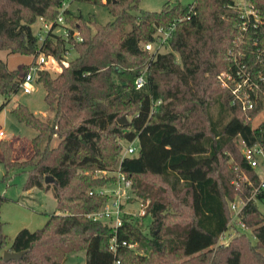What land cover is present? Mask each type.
<instances>
[{"label": "trees", "instance_id": "16d2710c", "mask_svg": "<svg viewBox=\"0 0 264 264\" xmlns=\"http://www.w3.org/2000/svg\"><path fill=\"white\" fill-rule=\"evenodd\" d=\"M79 1L105 6L113 20L101 24L94 16L61 11V0H0V50L58 62L67 50L76 52L55 78L42 69L36 74L52 118L41 119L22 104L11 110L37 135L25 161L12 160L8 143L0 142V162L6 174L27 170L24 190L52 186L57 213L42 228L21 229L12 239L0 233V253L25 251L9 262L0 254V264H62L81 250L85 264H264V215L253 201L242 209L240 222L255 241L240 231L227 244L218 243L233 226L229 202L249 194L250 187L234 181L242 173L254 181L236 141L264 148V119L254 123L264 113V0H250L260 21L250 19L245 31L233 0H168L156 12L142 10L141 0ZM59 14L68 38L53 33V24L39 42L31 25L39 17L55 23ZM172 23L170 51L144 50L157 27ZM241 67L258 87L246 112L231 105L229 90L217 79ZM142 72L146 84L136 89ZM21 79L0 58L5 103ZM123 116L130 118L120 124ZM53 135L59 141L50 147ZM120 140L136 141L138 153L121 159ZM96 171L120 173L137 197L148 200V234L142 219L131 215L115 231L87 217L109 198L95 189L116 179L93 177ZM46 176L53 182L45 184ZM257 197L264 199V193ZM5 201L0 195V206ZM128 244H140L142 253Z\"/></svg>", "mask_w": 264, "mask_h": 264}, {"label": "rangeland", "instance_id": "374dc122", "mask_svg": "<svg viewBox=\"0 0 264 264\" xmlns=\"http://www.w3.org/2000/svg\"><path fill=\"white\" fill-rule=\"evenodd\" d=\"M166 1L168 0H141L139 7L142 10L156 12L161 10L162 5ZM179 1L182 4L187 5L192 3L194 0ZM233 1L237 6L242 8L247 0ZM66 8L74 14L80 13L85 18L94 16L101 24H106L113 20V17L109 13L108 9L100 4L94 5L79 0H72L66 4ZM40 27L41 23L39 20H36V22L31 25V29L34 34L39 33ZM63 29V26H55L53 28V33L61 35ZM168 51H170V48L167 45L159 48V52L161 53ZM75 57L76 52L72 49L69 50V53L62 62H58L52 56L47 59V63L45 65H42V70L47 71L52 78H55L62 72L63 67L67 66L69 61L73 60ZM0 58L6 63L8 69L18 70L20 75H23L24 72L27 71L37 60V57L35 58L33 55L8 53L3 50H0ZM176 59L178 60L177 55ZM31 73L33 74V81L31 82L32 90L30 93L25 94L19 88L18 92L12 95L7 103H5V97L0 95V131L4 133V136L0 137V142L8 143L11 150V158L15 161H25L32 155L33 148L31 142L37 135V131L24 123L19 122L11 114L12 108L18 104H22L28 107L34 115L41 119H45L46 117L52 118L53 116V114L49 112L48 106L44 101L45 89L43 85L36 80L37 75L35 71L31 70ZM129 118L130 117H126V119ZM262 119H264V113L259 114L255 118L254 123L257 124ZM58 141V136L53 135L49 142L50 147H55ZM46 143V138L41 139L39 147L43 148ZM119 143L121 144L120 157H122L125 154V149L130 142L120 140ZM134 144L137 145V142L134 141ZM236 146L241 153V140L236 141ZM1 157L2 150L0 148V159ZM115 174L116 173L112 171H96L93 173V177L109 178L111 176H115L117 179V175ZM26 178L27 170H11L8 174H6V169L0 162V195L7 198V201L0 206V233L5 235L8 239H12L21 229L34 231L42 228L47 221L48 215L57 213L56 200L53 196L52 186L48 189L33 187L31 189L24 190L23 187ZM116 179L114 182H107L103 187L96 188L95 191L102 190L104 194L110 197L113 190L117 186ZM122 187L127 191L128 196H130L124 201L123 208L127 214H136L138 212V202L143 201L144 199L139 198L134 194L129 180L122 182ZM256 204L259 211L262 215H264V199L257 201ZM150 223V216L142 218L143 232L145 234L149 233ZM238 230L246 232L251 241H255L248 229L245 228L242 230L241 228L236 227L234 222L232 226L233 233L231 232V234H237ZM135 251L142 253L143 250L140 244L135 247ZM2 252L0 254H2ZM261 252L264 254V249H262ZM85 260V251L81 250L76 253L68 254L62 264H85Z\"/></svg>", "mask_w": 264, "mask_h": 264}, {"label": "built area", "instance_id": "2783aa9c", "mask_svg": "<svg viewBox=\"0 0 264 264\" xmlns=\"http://www.w3.org/2000/svg\"><path fill=\"white\" fill-rule=\"evenodd\" d=\"M70 1L72 0H61V11L66 8V4ZM105 1L106 0H102L103 3ZM233 3L234 10H236L239 16L243 19V21L239 25L240 31L246 30L247 24L250 19L255 23H258L260 21L257 11L252 6L250 0H247L242 8L237 6L234 1ZM38 20L41 23V27L39 28L40 31L36 34L39 42L44 39L46 33L51 30L53 24H57V26H64V19L62 14H59L57 16L55 23L47 22L42 17H39ZM174 27V23L170 24L167 27H157L154 33V40L152 42L143 44L144 50L151 53L159 52V48L168 45ZM63 28L64 29L61 36L67 39L68 31L65 27ZM72 37L77 41L81 40V37L76 32L72 34ZM69 50L64 53V58H66ZM51 57L52 56H45L44 54H40L37 57L36 62L32 64V66H30L27 71H25L19 84V88L23 91V93L28 94L32 90L31 82L33 81V74L31 73V70H34L37 74L38 70L42 69V65H45L47 63V59ZM217 79L223 87L229 90L231 94V105L238 106L242 112H246L253 107L252 95L255 94L258 87L257 84L251 80L250 74L245 69H243V67L239 68L234 75L230 72H223L217 76ZM145 84L146 75L144 72H142L135 78L134 86L136 89H141L145 86ZM158 103H160V101L155 102V104ZM2 136H4V133L0 131V137ZM241 146L242 158L253 171L254 181H251L250 177L247 174H240L237 181H234V183L237 184L238 182H241L243 183V185L250 187L249 194L246 196L236 197L234 200L229 202L228 206L231 217L229 223L233 224L235 222L236 227L244 230L246 227L242 222H240V213L242 209L249 201L257 203V201L260 200L257 196L264 193V148L258 145L247 146L243 141H241ZM137 153L138 146L134 144V141L130 142L126 147L125 154L121 157V159L126 156L131 157L133 155H136ZM115 175H117V186L113 190L108 200L104 203L103 206L87 214L88 218L109 223L114 231L121 225L124 215H131L134 218L141 220L148 205V200L139 201L138 212L136 214H127V212L123 208V204L124 201L130 196H128L127 191L122 187V182H124L126 179L120 173H116ZM254 182H256V184ZM96 192H98L99 194H104L102 190ZM240 231L241 230H238L237 232ZM231 232L233 233L232 226H230L219 236L218 243L227 244L234 236V234L232 235ZM122 244L126 245L125 242H122ZM127 246L129 248L135 249L137 245L128 244ZM114 247L115 239L113 238L111 240V249L114 250ZM118 263L119 262L116 261V264Z\"/></svg>", "mask_w": 264, "mask_h": 264}, {"label": "water", "instance_id": "95a60500", "mask_svg": "<svg viewBox=\"0 0 264 264\" xmlns=\"http://www.w3.org/2000/svg\"><path fill=\"white\" fill-rule=\"evenodd\" d=\"M125 121H126V118L123 116L120 118L119 123L122 124ZM44 182H45V184H49V183L53 182V179L46 176L44 179ZM24 253H25V251L13 252V251H9V250H4L2 252V260L4 262L17 261L23 256Z\"/></svg>", "mask_w": 264, "mask_h": 264}]
</instances>
